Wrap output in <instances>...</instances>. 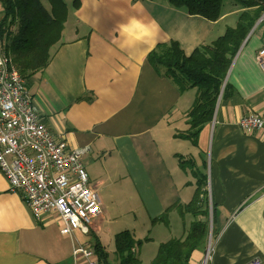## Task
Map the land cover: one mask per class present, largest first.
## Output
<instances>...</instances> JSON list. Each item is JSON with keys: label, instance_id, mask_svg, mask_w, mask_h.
<instances>
[{"label": "crops", "instance_id": "1", "mask_svg": "<svg viewBox=\"0 0 264 264\" xmlns=\"http://www.w3.org/2000/svg\"><path fill=\"white\" fill-rule=\"evenodd\" d=\"M73 1L67 2L68 18L51 48V62L27 88L53 133L71 148L88 149L82 162L103 207L90 232L105 246L130 223L125 230L135 239L149 238L143 244L157 251L162 242L184 237L194 220L190 214L181 217L174 208L169 225L152 223L175 203H188L196 191L198 178L180 166L183 156L206 174L216 207L210 264L257 258L264 264V130L246 133L239 126L248 113L264 110L258 59L264 50V12L231 64L229 95L218 100L194 145L175 134L189 130L187 113L195 99L147 56L172 40L190 54L235 27L246 9L226 0L219 19L208 20L167 0H79L78 8ZM3 14L0 3V20ZM140 216L151 223L146 236ZM92 239L79 230L63 234L55 214L36 219L0 169V264H76V244L93 250ZM204 250H196L190 264H199ZM113 258L109 254L117 264L116 254ZM78 264L87 263L82 258Z\"/></svg>", "mask_w": 264, "mask_h": 264}, {"label": "trees", "instance_id": "2", "mask_svg": "<svg viewBox=\"0 0 264 264\" xmlns=\"http://www.w3.org/2000/svg\"><path fill=\"white\" fill-rule=\"evenodd\" d=\"M176 8H184L189 14L200 15L208 20H217L222 14L226 0H167ZM246 10L239 15L235 27H228L223 35L211 44L195 48L187 54L179 41L160 43L147 56V61L157 70L172 78L179 90L184 92L196 88V97L187 117L190 128L175 137L188 139L194 145L198 142L202 128L209 123L218 100L227 97L230 85L226 82L231 64L248 33L264 12V0H234ZM3 17L0 20V38L5 51L11 56L29 87L30 79L45 70L52 60L51 48L62 38L68 18V4L65 0H0ZM75 8L80 6L74 0ZM223 88V91H222ZM183 169L191 168L197 179V188L192 199L182 204L175 203L163 214L153 218L152 223L169 225V213L177 209L181 217H194L184 237H173L159 245L151 264H190L196 250L205 249L209 231L210 207L213 220L216 215L214 204L210 206L208 179L196 168L194 162L179 156ZM92 235L93 250L100 264H111L109 252L97 236ZM135 239L130 230H123L115 236L117 264H143L133 255L136 247L144 241Z\"/></svg>", "mask_w": 264, "mask_h": 264}, {"label": "built area", "instance_id": "3", "mask_svg": "<svg viewBox=\"0 0 264 264\" xmlns=\"http://www.w3.org/2000/svg\"><path fill=\"white\" fill-rule=\"evenodd\" d=\"M258 59L264 71V50ZM239 126L246 133L264 130V110L248 113ZM87 150L71 148L63 136L49 128L0 38V169L10 190L23 194L35 218L55 214L63 234L72 235L76 230L89 234L93 219L103 210L82 162ZM76 245V264L82 258L87 264H100L94 250ZM214 245L211 230L199 264H210ZM246 264H261V260Z\"/></svg>", "mask_w": 264, "mask_h": 264}, {"label": "rangeland", "instance_id": "4", "mask_svg": "<svg viewBox=\"0 0 264 264\" xmlns=\"http://www.w3.org/2000/svg\"><path fill=\"white\" fill-rule=\"evenodd\" d=\"M65 1L68 2L70 5H72V0H65ZM187 90H188L187 93L189 95H192L193 99H195L194 96H196L197 89L196 88H189ZM134 190H135V188H134ZM139 203L142 204L141 201ZM211 205L212 204L210 203V206ZM140 207H143V206L140 205ZM127 216L129 218H132V214H128ZM140 221L142 222L141 223V226H142L141 227V229H142V233L141 234L143 236H146L148 234V229H150V224L151 223L147 221V218H143L141 216H140ZM208 225H209V231H208L207 241H208V238L210 237L211 230L213 232V228H214V224H213V220H212L211 207H210V215H209V223H208ZM130 226H131L130 223H125L122 226V230H125L126 228H130ZM105 246H106L107 250L109 251L110 256L115 258V248L116 247H115L114 238H112V239L107 238L106 241H105ZM156 252H157V247L155 245L149 243V244H143L141 247H136L134 249V251H133V255L135 257L140 258L143 264H151L152 260L154 259V257L157 254ZM113 259H111V260H113Z\"/></svg>", "mask_w": 264, "mask_h": 264}, {"label": "water", "instance_id": "5", "mask_svg": "<svg viewBox=\"0 0 264 264\" xmlns=\"http://www.w3.org/2000/svg\"><path fill=\"white\" fill-rule=\"evenodd\" d=\"M226 81H227V79H226ZM226 81H225V83H224V85H223V88H224V86H225V84H226ZM223 88H222V91H223Z\"/></svg>", "mask_w": 264, "mask_h": 264}]
</instances>
